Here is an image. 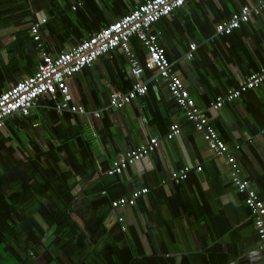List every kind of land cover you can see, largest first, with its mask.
<instances>
[{"label":"crops","instance_id":"0c3cea01","mask_svg":"<svg viewBox=\"0 0 264 264\" xmlns=\"http://www.w3.org/2000/svg\"><path fill=\"white\" fill-rule=\"evenodd\" d=\"M146 1L0 0V95L33 77L44 53L71 50ZM260 1L192 0L154 31L264 201V84L219 111L211 108L264 69V14L231 35L216 34L219 23ZM36 24L40 41L32 33ZM192 45L197 49L188 60ZM130 47L143 64V43L133 38ZM152 77L143 76L144 97L112 109L110 96L130 91L134 82L118 49L68 81L72 103L86 115H60L44 97L29 117L7 120L0 130V176L8 181L0 192V264H264L254 215L232 185L225 159L214 155L167 85ZM172 125L182 134L170 141ZM152 138L162 140L154 154L121 176L109 175L114 163ZM186 169L188 180L175 184L173 175ZM143 189L149 192L135 206L113 207ZM43 206L67 209L63 234L45 220Z\"/></svg>","mask_w":264,"mask_h":264},{"label":"built area","instance_id":"2783aa9c","mask_svg":"<svg viewBox=\"0 0 264 264\" xmlns=\"http://www.w3.org/2000/svg\"><path fill=\"white\" fill-rule=\"evenodd\" d=\"M190 1L192 0H148L136 10L71 50L64 51L57 56L44 53L38 71L33 77L20 81L15 87L0 95V130L5 127L7 120L15 115L29 117L44 97L55 101L54 109L60 115L65 113L86 115L84 107L72 103L68 88L69 79L85 69L92 68L101 57L120 49L128 57L134 82L130 91L110 96V107L121 110L131 105L136 99L144 97L149 91V82L143 79L147 71L153 73L151 79L154 82L162 80L177 105L184 111L187 120L201 134L214 155L225 159L232 185L238 193L245 195V203L254 215V227L259 239L258 249L264 254V201L256 191L250 188V181L243 176L242 169L236 157L230 153L229 146L221 139L210 119L198 108L196 101L185 88L184 82L173 70L165 48L159 44V34L154 31L155 25L169 18L176 10L183 8ZM262 14H264V0L254 8L242 7L230 19L216 26V34L231 35L235 30L249 24L253 18L260 17ZM45 23L46 20H43L42 24ZM40 26L41 24H36L32 27L36 41L41 40ZM133 37L141 41L147 50L148 54L143 64L132 53L130 42ZM190 48L186 56L188 60L194 58V52L197 49L195 45ZM263 84L264 69L249 75L226 94L217 97L211 108L219 111L226 104L235 102L245 93ZM58 96H61V100ZM94 117L99 118L100 114L95 113ZM181 134V127L172 125L166 139L171 141ZM161 142L160 138H152L148 143L130 150L119 162L114 163L109 175L121 176L129 167L154 154ZM202 170V167L197 168L198 172ZM188 173V169L175 173L174 183L179 185L187 181ZM148 192V189L136 191L130 199L122 198L115 201L113 207L135 206L136 201Z\"/></svg>","mask_w":264,"mask_h":264},{"label":"trees","instance_id":"16d2710c","mask_svg":"<svg viewBox=\"0 0 264 264\" xmlns=\"http://www.w3.org/2000/svg\"><path fill=\"white\" fill-rule=\"evenodd\" d=\"M135 38V37H133ZM132 38V39H133ZM131 39V40H132ZM4 162L2 161L1 164H3ZM55 163V168L57 170L58 166H56V161H54ZM48 165L51 166V163L48 162ZM30 167V166H29ZM33 167V166H31ZM47 170V169H46ZM3 178V175L0 176V192L2 193L1 189L3 188V185L6 184L8 181H5L2 179ZM66 177H64L65 179ZM24 179L26 182H29L30 178H27L24 176ZM28 179V180H27ZM14 182V181H12ZM0 200H2V195L0 194ZM41 210V209H39ZM67 209L65 207L61 208H57L56 206L55 207H46V206H43V209H42V214L45 218V220L51 225L53 223L56 224V227L58 228V231H59V234H63L65 232V229H67V227H69L70 225V220L69 218H67ZM28 226V225H27Z\"/></svg>","mask_w":264,"mask_h":264}]
</instances>
